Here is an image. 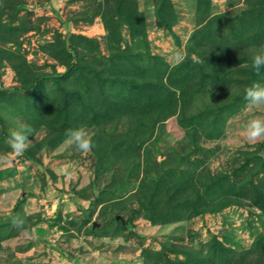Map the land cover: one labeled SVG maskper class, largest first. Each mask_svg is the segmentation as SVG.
Here are the masks:
<instances>
[{
  "label": "rangeland",
  "instance_id": "374dc122",
  "mask_svg": "<svg viewBox=\"0 0 264 264\" xmlns=\"http://www.w3.org/2000/svg\"><path fill=\"white\" fill-rule=\"evenodd\" d=\"M261 46L264 0H0V153L34 137L0 162V264H264Z\"/></svg>",
  "mask_w": 264,
  "mask_h": 264
},
{
  "label": "clouds",
  "instance_id": "9594fccd",
  "mask_svg": "<svg viewBox=\"0 0 264 264\" xmlns=\"http://www.w3.org/2000/svg\"><path fill=\"white\" fill-rule=\"evenodd\" d=\"M186 54L182 51H177L173 59L179 64L186 59ZM196 63H203L197 57H192ZM252 68L257 74L260 73L261 68H264V46L253 55ZM244 99L246 101V107L248 110L264 111V84L254 82L250 87H246L244 90ZM32 128L25 124L18 125L15 129L11 130L6 138V144L11 149L10 153H0V162H10L11 156L19 157L28 150L29 145L34 138L32 135ZM65 144L74 148L77 152L88 155L92 152L95 144L93 137L95 132L85 126H80L66 130ZM244 135L249 142H257L264 139V115L253 116L248 120L245 128ZM77 165L75 162H69L58 169V174L65 177H72L75 175ZM12 223L16 227H20L23 224V220L20 217H13Z\"/></svg>",
  "mask_w": 264,
  "mask_h": 264
}]
</instances>
